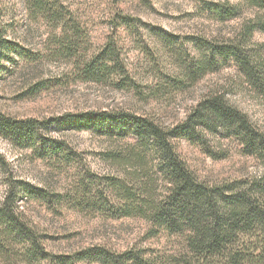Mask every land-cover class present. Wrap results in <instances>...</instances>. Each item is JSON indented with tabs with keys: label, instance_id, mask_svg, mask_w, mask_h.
I'll list each match as a JSON object with an SVG mask.
<instances>
[{
	"label": "trees",
	"instance_id": "1",
	"mask_svg": "<svg viewBox=\"0 0 264 264\" xmlns=\"http://www.w3.org/2000/svg\"><path fill=\"white\" fill-rule=\"evenodd\" d=\"M243 1L256 9L253 17L233 38L196 36L194 41L202 52L187 62L182 76L168 79L167 86L188 87L233 59L245 81L264 99V42L253 39L256 33L264 34V0ZM34 2L60 27L54 50L71 60L75 75L85 81L140 90L113 39L90 53L88 33L78 17L66 15L64 5L57 0ZM237 8L214 6L212 10L226 19L235 16ZM4 15L0 9V72L8 69L12 54L20 52L16 42L6 37ZM120 25L130 26L131 17L121 16ZM85 129L129 139L125 149L106 153L108 159L123 167V173L96 175L84 171L66 191L54 193L9 175L0 203L3 264H148L143 250L134 248L118 252L94 245L71 255L50 251L46 235L21 209L24 200L66 204L78 211L114 218H143L150 225V236L167 231L183 238V249L173 256L174 264H264V170L212 182L201 178L178 149L177 142L186 139L198 142L214 159L225 158V153L218 154L214 148L222 145V140H230L242 154L264 164V129L223 92L204 94L176 125L126 110H89L49 119L18 118L0 110V136L16 147L32 150L37 158L71 160L66 140L54 134ZM206 134L214 139H206ZM0 163L5 165L1 154Z\"/></svg>",
	"mask_w": 264,
	"mask_h": 264
},
{
	"label": "rangeland",
	"instance_id": "2",
	"mask_svg": "<svg viewBox=\"0 0 264 264\" xmlns=\"http://www.w3.org/2000/svg\"><path fill=\"white\" fill-rule=\"evenodd\" d=\"M64 13L78 17L88 33L90 53L107 41L119 45L130 73L140 90L114 84L85 81L74 74L69 58L55 52L54 41L60 27L34 0H0L5 13L6 37L16 42L20 52L12 54L8 69L0 72V110L18 118L49 119L66 113L89 110H126L151 116L165 125L183 121L206 93L223 92L229 101L249 114L264 129V99L245 81L233 59L184 88L167 86V80L182 76L181 70L202 50L196 36L228 39L256 12L243 0H57ZM238 5L236 15L221 19L214 6ZM131 17L130 26H121V16ZM256 42L264 34L256 33ZM65 139L71 160L42 159L32 150L21 149L0 136V203L8 189L7 177L25 179L43 186L49 193L66 191L79 173L121 174L123 167L106 153L125 149L129 139L120 140L92 130L55 133ZM206 139L209 135L206 134ZM182 157L208 181L219 182L254 175L264 164L242 154L236 143L222 140L214 148L225 158L214 159L198 142L181 139ZM21 209L46 235V246L57 254L71 255L86 247L103 245L114 251L143 250L148 264H174L184 240L162 231L150 236L149 223L140 217L114 218L90 211H78L66 204L24 200ZM0 264H3L0 259ZM46 264V263H32ZM76 264H97L87 261Z\"/></svg>",
	"mask_w": 264,
	"mask_h": 264
}]
</instances>
